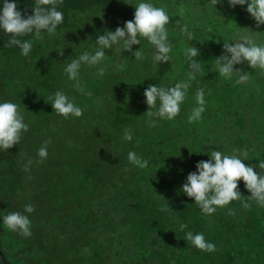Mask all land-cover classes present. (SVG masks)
<instances>
[{
	"label": "trees",
	"instance_id": "1",
	"mask_svg": "<svg viewBox=\"0 0 264 264\" xmlns=\"http://www.w3.org/2000/svg\"><path fill=\"white\" fill-rule=\"evenodd\" d=\"M3 2L0 0V8ZM14 2L22 13L32 14L35 0ZM96 6L126 21L134 19L135 8L118 0H63L57 10L63 13L64 20L56 31L67 26L71 12H86ZM246 8L247 5L235 6V41L253 30L255 20ZM257 31L256 36H250L257 45H264V31L259 28ZM41 34L48 33L44 30ZM33 37L28 35L21 39ZM9 40L10 35L0 30V52L5 55L20 53L17 46H6ZM234 69L247 72L249 79L236 83L241 74L238 72H234L231 79L224 78L223 88L235 84L233 93L228 94L229 89H226L217 107L213 110L211 106L205 107L201 119L193 123L188 122V117L197 105L172 120L157 118L159 120L156 119L152 127L146 114L148 105L128 113L125 109L111 112L107 119L112 120L78 123L81 153L86 154L93 148L97 163L84 170L71 169L74 175L76 173L72 185H80L79 200L72 204L85 203L80 216H88V212L92 215L87 233L93 243H101L100 251L93 252L91 248L87 263L81 261L79 264H111V261L114 264H264V206L248 201L251 207H242V201L251 195L243 180L238 181L241 199L217 208L212 215L203 214L194 198L187 197L181 190L187 175L196 171L199 161L209 160L208 154L213 150L224 155H239L248 150L247 160L242 162L264 175V170L258 167L260 160H264V75L246 61L235 65ZM205 117L213 121L204 124ZM55 119L54 124L62 131L59 116ZM45 122L34 123V130L44 123L51 131L54 125ZM126 130H131V141L123 139ZM171 130L177 132L173 143L168 139ZM38 141L33 138L31 146L35 148ZM129 151L148 160V167L141 169L130 163ZM82 158L86 160L88 155ZM63 164V171H69L72 165L68 156ZM11 171L8 169L6 174ZM64 181L70 184L67 176L64 180L58 179L52 191L55 195H50L56 198V203L47 199L53 214L64 206L60 202ZM67 193L74 195L76 190L69 189ZM72 204H67L68 209L74 207ZM229 209L235 214L229 215ZM181 224L188 227L180 231ZM96 229L104 234L100 241ZM189 231L194 235L203 233L206 241L215 244L216 251L204 252L187 242L185 236ZM5 260L8 261L6 256ZM0 264L5 263L0 260Z\"/></svg>",
	"mask_w": 264,
	"mask_h": 264
},
{
	"label": "rangeland",
	"instance_id": "2",
	"mask_svg": "<svg viewBox=\"0 0 264 264\" xmlns=\"http://www.w3.org/2000/svg\"><path fill=\"white\" fill-rule=\"evenodd\" d=\"M118 1L131 9L141 2L164 8L170 18L166 25L168 42L172 45L169 62H155V49L144 38H141L140 45L132 46V51L140 48L143 50V60H136L132 52L123 50L121 41L111 49H105L106 56L101 63L96 66L81 65L80 86L85 93L91 92L90 96L82 95L74 87L76 81L70 80L64 69L85 51L94 54L98 47L95 42L98 36L106 31L114 32L126 22L102 6L93 7L86 12L73 11L65 28L55 34H44L41 40L34 37L30 39L33 46L28 56L21 52L8 55L0 52V103L17 104L24 117L23 122L29 126L28 131L21 133L19 144L7 151L0 148V260L5 264L87 263L86 257L91 255V248L93 252L100 251L101 243H93L87 233L92 215L87 211L88 216H80L85 203L79 206L72 204L79 200L80 185H72L76 173L74 175L71 169L84 170L97 163L93 158L96 155L93 148L86 154L81 153L77 137L78 123L112 120L107 119L111 112L117 113L125 109L124 112L128 113L130 110L147 107L144 91L150 85L169 88L186 80L190 69L184 50L189 46L200 50L196 59L201 62L203 71L192 81L186 99L180 106L181 114L197 105L195 94L198 88L204 89V107L211 106L212 110L222 100L226 89H229L228 94L235 89V84L223 88L224 77L219 75L216 65V58L224 52V41H235V8L229 7L228 0H222L215 7L210 0ZM185 24L193 33L192 41L181 32V27ZM252 26L253 30L247 33L248 36H256L258 28L264 31V25L257 27L256 21ZM208 28L212 31L209 32ZM60 49H63V56L59 55ZM118 64L124 65L123 71L117 67ZM100 68L105 69L102 76L98 75ZM56 91L63 92L74 101L83 110V115L79 118L58 115L48 100ZM157 106L159 107V102ZM58 116L62 131L54 124L55 117ZM42 121L51 122L54 125L52 130L47 129L44 123L38 124L40 126L34 130V123ZM212 121L206 117L203 120L204 124ZM176 136V131H169L168 139L172 143ZM35 137L39 144L36 143L34 148L31 140ZM75 137L77 138L74 140ZM46 140H51L47 145L48 156L40 161L37 153ZM92 141L90 144L93 147ZM85 155H88V159L83 160L82 156ZM66 156L69 157L70 166H73L69 171H63ZM29 160L32 162L30 165ZM26 166L28 170H25ZM10 168L12 171L8 175L6 171ZM2 172H5L4 175ZM66 176L69 181L72 180L70 184H66V181L63 184L60 202L64 206L53 214L54 210H49L47 199L56 203V198L50 195H55L52 191L56 189V181L64 180ZM69 189H75L76 193H67ZM28 204L34 207L32 213L24 212V207ZM67 204L74 207L68 209ZM12 212L28 216L31 221V236L24 237L3 224V217ZM113 216L117 218L116 215ZM95 232L97 240H102L104 234H99L97 229ZM110 263L114 264L112 261Z\"/></svg>",
	"mask_w": 264,
	"mask_h": 264
},
{
	"label": "clouds",
	"instance_id": "3",
	"mask_svg": "<svg viewBox=\"0 0 264 264\" xmlns=\"http://www.w3.org/2000/svg\"><path fill=\"white\" fill-rule=\"evenodd\" d=\"M215 7L222 0H210ZM63 0H35L32 14L22 13L17 8V4L4 0L3 7L0 8V30L10 35L7 47L17 46L22 55L28 56L32 49V41L24 40L21 37L34 35L37 40L43 39L42 31L55 34L57 26L64 20L63 13L57 10ZM229 7L235 8L237 5H247L246 11L256 21V26L264 25V0H228ZM183 9H181V12ZM169 15L164 8L156 7L151 3L141 2L135 7L134 19L126 21L123 27H117L115 31H106L99 35L95 41L98 45L94 54L85 51L78 58L68 63L64 71L70 80L76 81L74 87L82 95L85 93L80 86L79 70L82 64L96 66L101 63L105 56V49H111L113 45L123 42V50L132 52L136 60H143V50L132 51L133 45H140L141 38L146 39L155 49L153 60L157 63L169 62L171 57L172 45L168 42L166 25L169 23ZM179 24V20H177ZM211 32L212 29L208 28ZM182 34H186L189 41L193 40V33L188 30L187 24L181 27ZM223 54L216 58L217 70L220 76L231 79L234 72L241 73L236 83H243L249 79L247 72L234 69V65H239L246 61L252 69H260L264 75V45H257L254 38L245 35L234 42L224 41ZM59 55L63 56V49L58 50ZM200 50L195 46H189L184 50V55L188 61L187 79L175 84V86L164 88L150 85L144 91L145 102L149 110L146 112L150 118L148 124L155 126V119L172 120L180 113V106L186 99L188 89L192 86V81L196 75L203 71L202 64L196 58ZM117 67L123 71L124 65L118 64ZM105 69L100 68L98 75H104ZM210 94V92H209ZM204 89L198 88L195 94L197 107L191 111L188 122L193 123L201 119L205 111ZM48 100L54 111L65 118L70 115L81 117L83 110L70 100L61 91H56L54 96H49ZM159 102V107H157ZM24 117L19 110V106L12 102L0 103V148L8 150L14 145L19 144L21 133L28 131V125L23 122ZM124 140L131 141V130H126ZM51 140H46L38 150V157L43 161L48 156L47 145ZM236 150H234L235 152ZM210 159L201 160L196 164V171L187 175L186 182L182 185V192L189 198H194V202L199 206L202 213L212 215L217 208H223L234 200L241 199L238 190V181L243 180L246 189L250 192L247 200L242 201V207L249 209L251 204L248 201H255L258 205L264 206V175L254 171L253 166H246L242 161L247 160L248 150H244L233 155H224L220 151L213 150L208 154ZM243 156L245 159H241ZM128 161L138 168L148 167V160L142 159L135 152L129 151ZM29 160V165L31 164ZM259 169L264 170V160H260ZM25 170H28L26 166ZM166 211L167 209H162ZM34 207L31 204L25 205L24 212L32 213ZM229 215H234L232 209L228 210ZM3 224L13 232H19L24 237L31 236V221L27 215L20 212H12L3 217ZM187 224L180 225V231H184ZM185 240L204 252L216 251L215 244L206 241L203 233L193 234L191 231L186 233Z\"/></svg>",
	"mask_w": 264,
	"mask_h": 264
}]
</instances>
